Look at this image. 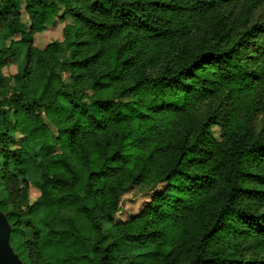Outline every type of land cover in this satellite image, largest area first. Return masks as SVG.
I'll return each instance as SVG.
<instances>
[{
	"label": "trees",
	"instance_id": "16d2710c",
	"mask_svg": "<svg viewBox=\"0 0 264 264\" xmlns=\"http://www.w3.org/2000/svg\"><path fill=\"white\" fill-rule=\"evenodd\" d=\"M20 1L0 0V65L27 46L0 77V210L22 260L133 264L128 241L147 264H264V0ZM57 6L72 25L41 51ZM41 141L60 153L38 160ZM135 187L150 199L106 234Z\"/></svg>",
	"mask_w": 264,
	"mask_h": 264
},
{
	"label": "rangeland",
	"instance_id": "374dc122",
	"mask_svg": "<svg viewBox=\"0 0 264 264\" xmlns=\"http://www.w3.org/2000/svg\"><path fill=\"white\" fill-rule=\"evenodd\" d=\"M22 10L25 7V1H20ZM255 19H259L264 21V6L258 8L255 14ZM23 22L25 26L29 24V17L28 14L23 11ZM68 25H72V20L69 18L62 6H57V10L52 22L45 27V29L41 32H38L35 36L34 46L44 51L48 45L59 42L63 43L65 41V29ZM10 39L19 40L21 39L20 34H16L11 36ZM5 40V31L0 32V45ZM26 52L27 46H23L18 55L14 59H10L8 62L0 65V77L1 78H11L13 75L21 72L26 63ZM61 64L58 66L57 71L63 77L64 81H68V73L63 67V63L69 61L70 58V50L68 48V42H65L62 45V49L58 54ZM14 86V83L10 81V87L7 88L8 94L11 93V90ZM3 87L0 89V92H3ZM125 101H132L131 97L125 98ZM254 124L256 126L257 131L261 130L262 126L264 125V109L263 110H256L254 114ZM214 133L216 137H219L220 130L218 128H214ZM53 144L45 145L44 141L39 142L37 146V150L39 152L38 160H47L50 159L52 156L60 153L61 149ZM13 170V167H11ZM29 198L30 202L33 203L38 197L41 196V191L36 188L34 185L30 184L28 187ZM150 199V194L142 192L139 188H131L127 191L123 198H122V211L115 214L112 220L105 219L102 221L103 228L106 234L113 235L114 230L113 227L115 224H122L129 220L133 215L137 214L141 208L143 207L144 203ZM0 213L8 220L7 215L4 211L0 210ZM9 222V221H8ZM12 231V225L9 222ZM21 238L23 241H33L34 236L31 230L23 226L20 230ZM11 236V234H10ZM11 243V242H10ZM12 246V245H11ZM13 248V246H12ZM14 250V248H13ZM15 254L20 258V260L26 264L22 258L20 257L19 253L14 250ZM154 252L153 247H139L129 243L128 241H122L115 254L119 257L128 258V261H132L133 264H147L152 259V253ZM122 264H127V262H123Z\"/></svg>",
	"mask_w": 264,
	"mask_h": 264
},
{
	"label": "water",
	"instance_id": "95a60500",
	"mask_svg": "<svg viewBox=\"0 0 264 264\" xmlns=\"http://www.w3.org/2000/svg\"><path fill=\"white\" fill-rule=\"evenodd\" d=\"M10 234L11 226L0 213V264H24L11 246Z\"/></svg>",
	"mask_w": 264,
	"mask_h": 264
}]
</instances>
